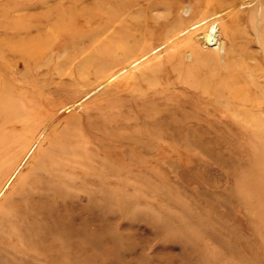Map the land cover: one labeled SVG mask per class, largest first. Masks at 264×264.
I'll return each mask as SVG.
<instances>
[{"label":"rangeland","instance_id":"obj_1","mask_svg":"<svg viewBox=\"0 0 264 264\" xmlns=\"http://www.w3.org/2000/svg\"><path fill=\"white\" fill-rule=\"evenodd\" d=\"M251 5L0 0V264H264Z\"/></svg>","mask_w":264,"mask_h":264},{"label":"bare ground","instance_id":"obj_2","mask_svg":"<svg viewBox=\"0 0 264 264\" xmlns=\"http://www.w3.org/2000/svg\"><path fill=\"white\" fill-rule=\"evenodd\" d=\"M263 2H264L263 0H252V5L249 7V9L246 12L247 13L246 14V25H247V27L249 29L252 30V32L255 33V37L257 39L256 43L260 46V49L264 53V24L260 25L261 19L264 21V3ZM218 4H219V0H218ZM119 5L120 6H125L126 5L127 6L128 3H123V2L121 3L120 1L115 3V6H119ZM57 24H59V23H57ZM36 41H39V40H36ZM25 45H26V47L23 49L25 51L24 53H26L25 55L31 56L33 53H37L39 51H43L42 49H44L45 43L43 42V43L33 44L32 41H31V44H29V45L25 44ZM130 49L132 51H137L138 49H141V45H140V43L138 41H135L130 46ZM228 58H226L224 60V70L226 71L225 76L216 75L215 78H213V81H211L210 83L206 82L205 80L203 82H201L200 86H201L202 93H205V92L211 90V92L214 95H216V97H219L218 96L219 95V89L223 87V88H226V89H230L228 91H229V95H230L231 98L238 99V94H237L238 90H236L235 87H234L236 85L237 79L232 75L233 73L231 74L230 72H237V70L241 66H240V62L239 61L232 62V63L228 62L227 61ZM262 59H263V62H264V56H263ZM244 98H246V97H243V99Z\"/></svg>","mask_w":264,"mask_h":264}]
</instances>
